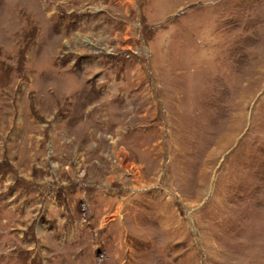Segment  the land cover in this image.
Listing matches in <instances>:
<instances>
[{
    "label": "rangeland",
    "instance_id": "1",
    "mask_svg": "<svg viewBox=\"0 0 264 264\" xmlns=\"http://www.w3.org/2000/svg\"><path fill=\"white\" fill-rule=\"evenodd\" d=\"M0 264H264V0H0Z\"/></svg>",
    "mask_w": 264,
    "mask_h": 264
}]
</instances>
